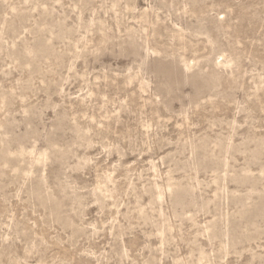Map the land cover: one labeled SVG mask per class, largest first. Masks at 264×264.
Segmentation results:
<instances>
[{"label": "rangeland", "instance_id": "1", "mask_svg": "<svg viewBox=\"0 0 264 264\" xmlns=\"http://www.w3.org/2000/svg\"><path fill=\"white\" fill-rule=\"evenodd\" d=\"M0 264H264V0H0Z\"/></svg>", "mask_w": 264, "mask_h": 264}]
</instances>
